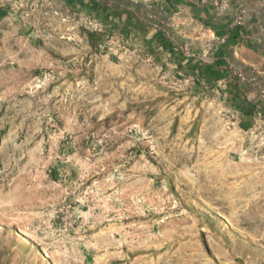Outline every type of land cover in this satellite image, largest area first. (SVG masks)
I'll return each instance as SVG.
<instances>
[{
	"label": "rangeland",
	"instance_id": "obj_1",
	"mask_svg": "<svg viewBox=\"0 0 264 264\" xmlns=\"http://www.w3.org/2000/svg\"><path fill=\"white\" fill-rule=\"evenodd\" d=\"M196 1L264 52V0ZM165 7L0 0V264H264V70L240 114Z\"/></svg>",
	"mask_w": 264,
	"mask_h": 264
},
{
	"label": "crops",
	"instance_id": "obj_2",
	"mask_svg": "<svg viewBox=\"0 0 264 264\" xmlns=\"http://www.w3.org/2000/svg\"><path fill=\"white\" fill-rule=\"evenodd\" d=\"M128 4L142 6L145 14L152 15V8L159 5L161 8L177 9L175 12L179 16V21L184 27L183 35L186 39L196 40L200 46L202 57L192 59L189 55L181 60H177L179 68L185 73H190L202 87L216 91L228 98L231 103L238 107L240 114H248L254 104L250 100V89L248 80L243 74H236L235 68L230 63L234 61L241 70L253 69L257 73L264 70V52L260 48H254V39L248 34L245 26L233 22L228 15L218 16L206 5H200L196 0H124ZM147 8V9H146ZM109 14L113 15L115 9L112 6L103 7ZM132 15V12L127 11ZM141 25L138 35L139 39L146 41L151 39V48L156 50H167L168 55H177L175 49L170 50L168 38L162 37V29L157 25ZM149 24V21H147ZM189 24L196 26V32L189 31ZM184 25V26H183ZM187 27V28H186ZM137 38V37H136ZM259 45V39H256ZM148 41V40H147ZM143 46L142 43H140ZM169 51V52H168ZM170 57V56H169ZM172 61L171 57L169 58ZM175 62V61H174Z\"/></svg>",
	"mask_w": 264,
	"mask_h": 264
}]
</instances>
